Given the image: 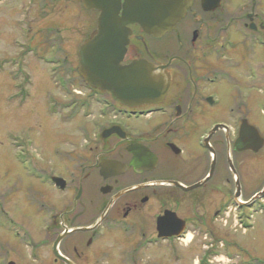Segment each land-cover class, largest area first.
Instances as JSON below:
<instances>
[{
  "label": "flooded vegetation",
  "instance_id": "af4514ba",
  "mask_svg": "<svg viewBox=\"0 0 264 264\" xmlns=\"http://www.w3.org/2000/svg\"><path fill=\"white\" fill-rule=\"evenodd\" d=\"M27 1L45 16L57 0ZM127 29L121 66L142 60L164 89L150 104L128 107L85 83L57 28L40 35L45 47L26 29L20 55L2 58L18 67L14 80L29 56L47 67L62 96L48 116L81 121L48 170L40 159L0 178V264H159L162 249L173 264L191 244L197 264H212L235 248L234 222L252 229L242 210L264 206V0H190L159 38ZM114 127L120 136L102 137Z\"/></svg>",
  "mask_w": 264,
  "mask_h": 264
},
{
  "label": "rangeland",
  "instance_id": "374dc122",
  "mask_svg": "<svg viewBox=\"0 0 264 264\" xmlns=\"http://www.w3.org/2000/svg\"><path fill=\"white\" fill-rule=\"evenodd\" d=\"M72 1L57 0L53 4L47 2L48 11L42 16L35 9L37 6L27 5V0H0V178L6 175L14 177L19 172H30L40 159L44 160L45 169L48 170L54 165L49 164V158L54 157V148H58L64 155L72 149L74 141L79 140L75 127L81 120L62 123L58 117L51 118L46 112V109L53 106L52 96L60 100L62 98L47 67L29 56L23 65L27 76L14 80L9 75L10 72L15 73L18 67L13 62L6 64L2 61V58L15 59L20 55L15 41L22 42L21 34L26 29L30 31L32 45L45 47L44 43L42 45L41 41L39 42L41 34L57 28L61 31L63 55L67 57L69 66L78 67V49L95 30L98 14L96 11L84 10L80 4L81 0ZM73 88L76 92H87L80 87ZM13 96L16 97L11 98ZM63 155L54 159L58 162L61 158L60 163L65 167ZM250 175L252 176V171ZM255 206L242 210L243 214L252 215L248 221L252 229L246 234L233 220V228L237 233L234 238L235 248L226 255L233 261L229 264H256L251 257L258 259V262L264 258V206ZM259 210L262 213H258ZM180 249L183 259L177 262L172 259L173 264L197 262L198 252L194 254L197 251L195 245L191 244L188 248L182 245ZM163 252V249L158 251L159 264H171ZM148 261L150 260L144 259V262ZM226 262V259L218 258L217 261L213 260L212 264Z\"/></svg>",
  "mask_w": 264,
  "mask_h": 264
},
{
  "label": "water",
  "instance_id": "95a60500",
  "mask_svg": "<svg viewBox=\"0 0 264 264\" xmlns=\"http://www.w3.org/2000/svg\"><path fill=\"white\" fill-rule=\"evenodd\" d=\"M81 4L84 10L98 13L96 34L78 51V74L82 80L128 107L150 104L161 96V80L142 60L127 66L120 64L130 34L127 26L137 25L143 33L159 38L175 28L190 0H82ZM113 134L120 136L114 127L104 131L102 137ZM129 150L134 154L133 148ZM102 167L116 170L118 163L107 161Z\"/></svg>",
  "mask_w": 264,
  "mask_h": 264
},
{
  "label": "bare ground",
  "instance_id": "6f19581e",
  "mask_svg": "<svg viewBox=\"0 0 264 264\" xmlns=\"http://www.w3.org/2000/svg\"><path fill=\"white\" fill-rule=\"evenodd\" d=\"M188 241H189V238H188V239H187V240L184 242V243H185V245H186V244H188Z\"/></svg>",
  "mask_w": 264,
  "mask_h": 264
}]
</instances>
